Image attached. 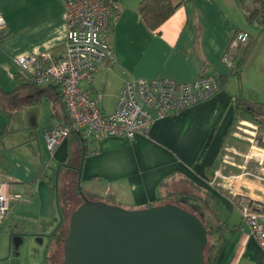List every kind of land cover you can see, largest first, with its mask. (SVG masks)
Returning <instances> with one entry per match:
<instances>
[{"label": "crops", "instance_id": "crops-1", "mask_svg": "<svg viewBox=\"0 0 264 264\" xmlns=\"http://www.w3.org/2000/svg\"><path fill=\"white\" fill-rule=\"evenodd\" d=\"M140 1L107 0L112 15L106 38L114 58L99 64L93 82L103 111L115 110L125 83L134 78L190 81L214 75L221 81V89L156 120L148 135L99 139L85 135L88 152L82 186L97 194L113 195L116 203L130 209L183 192L180 185L185 183L190 187L184 193L194 194L197 187L206 189L224 206V218L220 219L228 223L213 241L207 264H264V248L250 234L239 210L222 190L208 184L210 168L217 160L224 163L226 148L241 153L250 148V142L245 141V150L233 128V99L243 96L264 103L246 93L241 78L245 64L240 74L233 75L223 62L236 32L251 33L244 6L240 0H193L152 30L139 13ZM0 9L8 31L0 45V179L20 196L10 212L0 217V264H52L54 234L62 223L60 198L62 194L70 196L72 188L76 199L75 175L84 134L72 132L51 152L45 133L52 123H64L67 109L59 87L38 86L44 91L38 100L37 89L27 87L20 94L23 104L19 108H14L16 102L7 94L15 89L17 76L28 82L17 63L19 56L49 51L57 57L63 53L67 1L0 0ZM233 77H238L235 87ZM86 86L83 82L82 87ZM68 175L74 185L65 188Z\"/></svg>", "mask_w": 264, "mask_h": 264}, {"label": "built area", "instance_id": "built-area-1", "mask_svg": "<svg viewBox=\"0 0 264 264\" xmlns=\"http://www.w3.org/2000/svg\"><path fill=\"white\" fill-rule=\"evenodd\" d=\"M111 15L107 0H69L63 53L55 57L43 51L17 58L27 81L38 86H58L65 101L70 125L55 122L47 129L45 141L51 152L73 130L96 139L148 135L156 120L206 100L221 89V81L214 75H201L190 81L134 78L125 83L115 110L105 113L93 82L99 64L114 58V49L106 38ZM7 34V22L0 9V45ZM249 39L247 31H239L224 54L223 62L232 72L239 70L237 54L247 47ZM83 82L88 86L82 87ZM252 127V137H246L249 152L234 151L244 157L238 165L241 172L225 174L222 163L208 184L226 194L241 213L250 234L264 248V132L256 125ZM227 161H234V157L226 154L224 162ZM19 199L0 179V217H5Z\"/></svg>", "mask_w": 264, "mask_h": 264}, {"label": "water", "instance_id": "water-1", "mask_svg": "<svg viewBox=\"0 0 264 264\" xmlns=\"http://www.w3.org/2000/svg\"><path fill=\"white\" fill-rule=\"evenodd\" d=\"M63 264H206L208 230L173 202L127 209L81 194Z\"/></svg>", "mask_w": 264, "mask_h": 264}, {"label": "trees", "instance_id": "trees-1", "mask_svg": "<svg viewBox=\"0 0 264 264\" xmlns=\"http://www.w3.org/2000/svg\"><path fill=\"white\" fill-rule=\"evenodd\" d=\"M192 1L193 0H141L138 6V10L143 20L147 24V26L152 30H157L167 19H169L177 11V9L180 6L190 3ZM240 2L244 6L248 24L253 25L254 23H258L261 30L264 31V0H253L252 6H246L243 0H240ZM238 32L239 31H237L236 34ZM256 40L257 37L251 34L247 47L243 51L239 52L240 58L237 62V67L239 68V71L232 72L233 75H238L241 73L240 69L242 68L243 64H245L247 60L250 58L252 51L254 50ZM29 86H34L37 89L39 93L36 97L37 100L38 97L44 92V91L42 92L41 89H39L38 85L30 81L26 82L24 78L17 76V85L15 89L10 94H7L8 96L14 99L13 102H16L14 108H19L23 104L22 101L19 99V97L20 94ZM233 101L235 103V110H236V119L233 125L234 129L237 128L238 123L241 122L242 120H248L250 122L256 123L259 126V128L264 130V103H254L247 100L243 96H237L235 99H233ZM35 102L36 101H34V103ZM64 120L66 122L64 121V123L63 122L61 123H63L64 125H70L67 109H66V117H64ZM72 132H74V130ZM79 133L84 134L83 132L80 131ZM82 142L84 144L82 143L81 146L82 151L80 154V161L78 162L79 164L76 167V175H75L76 176L75 191H76V196L80 199V203L77 206L74 205L76 200L75 196L65 195L60 198V211L62 215V223L57 233L54 234L56 248L63 249V259H64V239L66 238L69 232L70 218L72 212L83 202L81 196L82 192H84L85 196H87L89 199L103 200L111 204H116L113 195L104 196L101 194H97L92 191L84 189V187L82 186L83 185L82 170L88 152L87 151L88 146L86 145L87 138L85 137V135L83 137ZM219 166H220V160L215 161V163L211 166L210 169H211L212 177L214 176L215 170ZM184 196L190 197L195 202V204H197L194 214L197 215L199 218H200L199 214L205 211L212 214L215 217L216 229L210 228L200 218L208 230V245L205 250V254L207 255L210 249L213 248L215 232L222 233L228 226L227 222L226 223L221 222L218 212L208 202L209 199H212V197L215 198L214 194H212L210 191L206 189L197 187V192L194 194L191 193L188 194L184 192H176V193L174 192L165 196L164 198L157 199L156 201L151 202L148 206L161 205L167 202H173L177 204V202L182 201L181 198ZM198 210L200 211V213H198ZM55 255L53 257L54 261L56 260ZM62 264H63V260H62Z\"/></svg>", "mask_w": 264, "mask_h": 264}, {"label": "rangeland", "instance_id": "rangeland-1", "mask_svg": "<svg viewBox=\"0 0 264 264\" xmlns=\"http://www.w3.org/2000/svg\"><path fill=\"white\" fill-rule=\"evenodd\" d=\"M245 5L246 6H252L253 5V0H245ZM250 31L252 33L253 36L257 37L256 43H255V47L254 50L252 51L253 53L251 54L249 61H247L245 63L244 69H243V73H242V80H243V84L244 87L246 89V93L247 95L252 98L253 100H258V102H264V71H261V65L262 62L264 63V31L261 30L260 26L258 23H254L253 25H249ZM251 33L250 37H251ZM235 37V35H234ZM233 37V38H234ZM242 70V68L240 69V71ZM239 71V70H238ZM233 82H232V87H235L236 85H238V77H233ZM262 81V83H261ZM263 89V91H262ZM253 125H256L259 129L260 132H264V130H262L261 128H259V126L256 123L253 122H244L241 121L238 123L237 128H236V133L238 135V137H240V139L242 140V143H244L245 145V150H247L248 148V144L245 143V141L247 142L248 140L246 139V137H252V133H254V128L252 127ZM260 135V133L258 134ZM233 150L232 152H230L229 150ZM250 149V148H249ZM234 151H237L234 148H226L225 152L223 155L228 154L231 157H234V161H227L223 163V169H225L224 173L225 174H231V173H240L241 168L238 166L239 164H242L244 161V157L241 156L240 154H236ZM249 152V150H248ZM248 152H245L248 153ZM235 162V164H234ZM256 160L253 159L252 164H251V168L254 169ZM238 169V170H234V169ZM230 169V170H229ZM68 180L66 182L65 188L68 186H72L74 185V180L72 176H67ZM186 185V186H184ZM190 184H182L180 186L181 190L183 192H186L189 190V186ZM71 195L70 196H74V193L72 191V188L70 190ZM64 194H62L63 196ZM75 200V204L78 205L80 199L76 196ZM123 200H125L124 198H121ZM181 202H177V204L190 211L195 213V209L197 204H195V202L188 196H184L181 198ZM77 201V202H76ZM209 204L216 210H220L219 216L221 219H223V211H225V208L223 205L218 204L217 201H214L213 199H209ZM116 205L125 207L127 209L128 208L127 205H125L124 203L117 201ZM192 205V207H191ZM198 213H200V211L198 210ZM226 213V212H225ZM238 213V212H237ZM241 214V213H240ZM228 215V213L226 214ZM200 218L203 220V222L208 225L210 228H215L216 227V221H215V217L208 213V212H201L199 214ZM242 216V215H241ZM229 216H227L228 218ZM225 220V219H224ZM223 220V221H224ZM216 229V228H215ZM218 233L215 232L214 234V240L217 238ZM56 253V260L54 262H52V264H62V260H63V249H55Z\"/></svg>", "mask_w": 264, "mask_h": 264}]
</instances>
